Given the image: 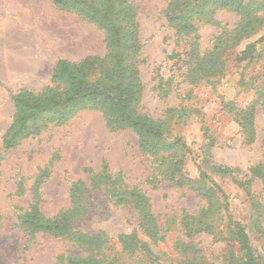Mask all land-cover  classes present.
<instances>
[{
  "label": "rangeland",
  "instance_id": "1",
  "mask_svg": "<svg viewBox=\"0 0 264 264\" xmlns=\"http://www.w3.org/2000/svg\"><path fill=\"white\" fill-rule=\"evenodd\" d=\"M131 2L143 43L139 112L169 120L167 140L179 138L192 153L173 177L170 153L142 148L135 132L109 128L92 108L65 121L44 114L8 148L16 114L12 97L49 87L65 91L53 81L56 63L104 57L107 44L97 25L51 0H0V264H68L97 251L91 241L27 230L21 220L35 205L47 218L77 212L71 232L98 236V257H115V264H246L251 256L253 264H264V29L228 53V70L215 87L193 85L183 64H175L179 59H170L176 37L164 14L168 0ZM216 19L229 27L239 21L227 10ZM219 32L211 25L199 28L202 53ZM254 43L260 57L238 61ZM182 104L187 113L172 118ZM251 108L252 133L236 116ZM107 178L116 185H107ZM135 190L149 201L153 237L129 198ZM238 228L248 237V254ZM123 235L137 240L135 253L119 242Z\"/></svg>",
  "mask_w": 264,
  "mask_h": 264
},
{
  "label": "trees",
  "instance_id": "2",
  "mask_svg": "<svg viewBox=\"0 0 264 264\" xmlns=\"http://www.w3.org/2000/svg\"><path fill=\"white\" fill-rule=\"evenodd\" d=\"M51 1L61 10L74 12L97 25L105 34L107 54L104 57H88L75 63L58 61L53 71V81L66 86L63 92L49 87L37 94L25 91L14 95L12 100L16 114L13 126L5 138L6 146L12 148L17 145L20 138L27 134L30 126L44 114H55L60 120L65 121L83 109L92 108L103 113L109 128L135 132L142 148L149 147V152L152 153H170L175 158L171 166V176L179 174L187 153L192 151L179 138L167 140L169 120L165 124L139 112L144 86L139 70L143 43L140 38L137 8L131 0ZM220 10L235 13L239 21L232 27L223 25L216 19V14ZM164 14L176 37V50L170 59H179L175 64L178 62L183 64L185 68L183 75L193 85L202 82L215 87L228 70V53L264 29V0H168ZM203 25L220 29L213 39L212 47L204 53L199 50L198 34L199 28ZM256 54L254 43L241 53V57L237 55V60L260 57ZM190 97L191 93L187 99L193 98ZM187 109L185 105L182 106L172 114V118L187 113ZM252 113V108L236 111L237 118L243 121V129L249 128L251 133ZM204 160L206 164V158ZM211 169L219 172L215 168ZM107 179V185H116ZM186 181L200 187L199 181ZM78 192L80 190L77 189L75 193ZM116 193H121V190H116ZM128 193L130 200L135 202L137 209L144 216L142 221L144 230L153 237L157 233V228L153 215L149 212L148 199L137 190ZM74 199L78 200L76 197ZM74 204L76 205V201ZM77 217V212L70 209L62 215L47 218L35 205L24 214L21 222L30 232H44L57 237L68 236L81 244L91 241L90 249L97 251L95 253L92 251L93 254L87 258L71 257L68 264H115V257L111 260L103 255L101 258L98 257L102 251L98 236L89 237L80 231H77V234L71 232L73 220ZM237 236L242 242L243 250L248 254L250 246L247 235L238 228ZM127 238L131 239V243ZM134 241L137 242L132 236L119 237L124 249L133 253L138 249L133 248ZM246 264H253L252 256Z\"/></svg>",
  "mask_w": 264,
  "mask_h": 264
}]
</instances>
